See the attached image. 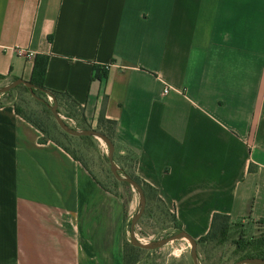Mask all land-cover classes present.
I'll return each instance as SVG.
<instances>
[{
  "label": "crops",
  "instance_id": "crops-1",
  "mask_svg": "<svg viewBox=\"0 0 264 264\" xmlns=\"http://www.w3.org/2000/svg\"><path fill=\"white\" fill-rule=\"evenodd\" d=\"M36 55L89 129L102 113L115 123L116 166L182 232L198 241L214 214L264 219V0H0L3 81H29ZM125 215L122 196L0 105V264H125Z\"/></svg>",
  "mask_w": 264,
  "mask_h": 264
},
{
  "label": "rangeland",
  "instance_id": "rangeland-1",
  "mask_svg": "<svg viewBox=\"0 0 264 264\" xmlns=\"http://www.w3.org/2000/svg\"><path fill=\"white\" fill-rule=\"evenodd\" d=\"M13 81H0V88ZM11 103L20 114L34 124L42 133L43 140H51L69 150L77 160L87 167L109 191L123 197L125 201V261L126 264H194L190 245L186 240L172 241L163 247L147 250L134 246L130 240V223L141 209L139 193L132 185L118 181L108 161L109 149L99 138H83L69 135L58 125L52 112L47 110L25 86H19L7 95H0V105ZM62 120L75 131L89 129L83 122L82 112L72 106L67 98L60 97ZM100 131L110 132V125ZM119 174L129 177L119 169ZM131 178V177H129ZM133 179V178H132ZM146 196V209L137 222L135 234L142 244H153L178 233L179 224L171 210L158 197L156 191L139 183ZM231 238L222 245L216 242L198 244L200 264H235L246 257L253 248L251 243L264 237V224L254 220H240L229 223Z\"/></svg>",
  "mask_w": 264,
  "mask_h": 264
},
{
  "label": "trees",
  "instance_id": "trees-1",
  "mask_svg": "<svg viewBox=\"0 0 264 264\" xmlns=\"http://www.w3.org/2000/svg\"><path fill=\"white\" fill-rule=\"evenodd\" d=\"M48 62H49V56H47V55H36L35 56L34 69H33L32 77L29 80L34 86V88H33L34 96L36 98H38L39 102L42 105H44L45 108L47 110H49L50 112H51V109L48 106L54 105V104L57 105L58 112H60V107H61L60 97L67 98L68 100H70L72 102L73 107H76L78 110H80L82 112L83 122L85 123L83 108L79 103H77L75 100H73L70 97V95H68L67 93L50 90V89H47L45 87L44 81H45V76H46V72H47ZM95 71H96V73H95L93 79L102 80L103 78H105V73H103V74L100 73L102 71L100 66L95 67ZM3 79H4V77L0 76V81H2ZM25 88H26V90H28L30 92L29 88H27V87H25ZM9 93H7V95ZM49 96L53 97V103H50L49 98H48ZM16 111L18 114H20L19 109L16 108ZM99 124L101 125V127L103 126L104 132L107 131V130H105L106 129L105 126L110 125V127H111L110 132H106V133H108V135L110 137V134L113 132L115 123L113 121H109V120L105 119V115H104V113H102L100 116V119H99ZM91 137L92 136H86L83 138H91ZM62 148L66 152L71 154V156H73V158H75V156L72 153H70L68 149H66L64 147H62ZM133 179H135L138 183H142L137 178H133ZM142 184L149 187V188H152L149 185H146L144 183H142ZM230 222H231V219L229 216L222 215V214H214V216L212 218L211 228H210L209 232L205 236H203L201 239L198 240V244H206L207 242L213 241V242H216L217 245H222L225 242H227L231 238V233H229V226H228ZM258 222L264 224V219H261ZM179 230H180V232H182L181 228H179ZM251 245L253 246V248L247 252L246 257L264 259V237L257 239V241H254L253 243H251ZM125 264H126V261H125Z\"/></svg>",
  "mask_w": 264,
  "mask_h": 264
},
{
  "label": "water",
  "instance_id": "water-1",
  "mask_svg": "<svg viewBox=\"0 0 264 264\" xmlns=\"http://www.w3.org/2000/svg\"><path fill=\"white\" fill-rule=\"evenodd\" d=\"M19 86H25V87L29 88L30 93L34 96L33 84L30 81H26L23 79H16L9 86L4 87V88H0V95H5V94L9 93L10 91H12L13 89H15ZM48 107L51 109V112L53 113L58 125L61 127V129L63 131H65L69 135H72L74 137L92 136V137H96V138L101 139L107 145V147L109 149L108 161L110 163V167H111V171H112L113 175L116 177V179L118 181L128 183L137 189V191L139 193L140 200H141V209L133 217V219L131 220V223H130V229H131L130 230V240H131V243L136 247H139L142 249H147V250H152V249H157V248L163 247L164 245H166L172 241L186 240L190 245L191 257H192L193 263L194 264H200L199 260H198V241L195 240L194 238H192L190 235H188L185 232H180V233H178L172 237L166 238L162 241H159V242L153 243V244H142L138 241L136 234H135V227H136L137 222L141 219V217L143 216V214L145 212L146 196H145L143 188L135 179H132L129 177H123L119 174V169L116 166L115 161H114L115 148H114V144H113L112 140L110 139V137H108L104 133H101L100 131L94 130V129H85L83 131H75V130L71 129L70 127H68V125H66L65 122L62 120L61 116L59 115L56 104L49 105ZM235 264H264V259L245 258V259H242L240 261H237Z\"/></svg>",
  "mask_w": 264,
  "mask_h": 264
},
{
  "label": "built area",
  "instance_id": "built-area-1",
  "mask_svg": "<svg viewBox=\"0 0 264 264\" xmlns=\"http://www.w3.org/2000/svg\"><path fill=\"white\" fill-rule=\"evenodd\" d=\"M17 53H18V55H20V56H25V57H27V58H31V56H32L31 53H28V52H26V51H24V50H22V49H19V50L17 51ZM110 67H111V65L108 64V65H105V66L103 67V69H104V70H109ZM170 91H171V88H170V87H165L164 90H163V94H164V95H167V94L170 93ZM48 98H49L50 103H53V97H52V96H49Z\"/></svg>",
  "mask_w": 264,
  "mask_h": 264
}]
</instances>
